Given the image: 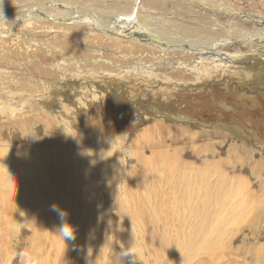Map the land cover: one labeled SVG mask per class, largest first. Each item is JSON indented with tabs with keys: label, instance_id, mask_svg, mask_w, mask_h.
<instances>
[{
	"label": "rangeland",
	"instance_id": "obj_1",
	"mask_svg": "<svg viewBox=\"0 0 264 264\" xmlns=\"http://www.w3.org/2000/svg\"><path fill=\"white\" fill-rule=\"evenodd\" d=\"M158 2L0 0V264H264V0Z\"/></svg>",
	"mask_w": 264,
	"mask_h": 264
},
{
	"label": "bare ground",
	"instance_id": "obj_2",
	"mask_svg": "<svg viewBox=\"0 0 264 264\" xmlns=\"http://www.w3.org/2000/svg\"><path fill=\"white\" fill-rule=\"evenodd\" d=\"M157 2H158V0H151V3L150 4H152V3L154 4V3H157ZM101 3L102 4H105L106 3V0H101ZM113 5H114V7H117V8H120V9L121 8L122 9L129 8V6L127 4H119L118 2H113ZM101 27L103 29H105L106 31L107 30H114V32H115L116 35H130V36L135 37V38H137L139 40H142V39H150L151 38L155 42L156 41H160V42H163L166 45L167 44H170V43H172V44H176V43H180V42L182 43V41H184L183 38H181V37L180 38L179 37L176 38V36H174V35H168V34L162 33V31L158 29V26H154V27H152L150 29L149 26H148V24H145V23L140 22V21H135L134 23H127V22L124 21L123 18L120 19V20H118V22L116 24L107 25V26L104 24V25H101ZM166 31H167V29H166ZM183 34H187V31H184ZM167 46H165V47H167ZM156 196H158V193L156 194ZM152 214H154V212L151 213V215ZM153 222L155 223V220Z\"/></svg>",
	"mask_w": 264,
	"mask_h": 264
},
{
	"label": "clouds",
	"instance_id": "obj_3",
	"mask_svg": "<svg viewBox=\"0 0 264 264\" xmlns=\"http://www.w3.org/2000/svg\"><path fill=\"white\" fill-rule=\"evenodd\" d=\"M51 212L56 213L58 219L60 220L59 232L64 237L65 240L72 241L75 239L74 231L70 223L66 221L67 213L60 209L56 204H52L49 209ZM134 253H126V255Z\"/></svg>",
	"mask_w": 264,
	"mask_h": 264
}]
</instances>
